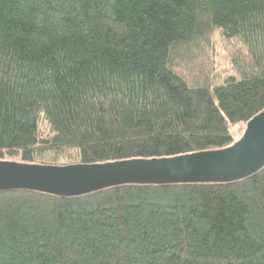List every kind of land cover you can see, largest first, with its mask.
I'll return each mask as SVG.
<instances>
[{
  "label": "trees",
  "instance_id": "1",
  "mask_svg": "<svg viewBox=\"0 0 264 264\" xmlns=\"http://www.w3.org/2000/svg\"><path fill=\"white\" fill-rule=\"evenodd\" d=\"M216 37L234 74L213 85ZM263 110L264 0H0V160L221 149ZM0 264H264V169L74 198L0 192Z\"/></svg>",
  "mask_w": 264,
  "mask_h": 264
},
{
  "label": "water",
  "instance_id": "2",
  "mask_svg": "<svg viewBox=\"0 0 264 264\" xmlns=\"http://www.w3.org/2000/svg\"><path fill=\"white\" fill-rule=\"evenodd\" d=\"M264 169V110L232 145L174 157L42 165L0 160V192L82 197L125 185L230 184Z\"/></svg>",
  "mask_w": 264,
  "mask_h": 264
},
{
  "label": "rangeland",
  "instance_id": "3",
  "mask_svg": "<svg viewBox=\"0 0 264 264\" xmlns=\"http://www.w3.org/2000/svg\"><path fill=\"white\" fill-rule=\"evenodd\" d=\"M214 53H215V64H214V80L212 81L213 85L223 83L224 79L228 76L234 74L233 69L231 68L228 52L231 54L229 44L227 42L221 41L219 37L214 39ZM40 132L44 136H48L50 133V128L44 119H40ZM245 130V125L239 124L232 128V134L235 137L236 141L242 136ZM19 161L18 159H12Z\"/></svg>",
  "mask_w": 264,
  "mask_h": 264
}]
</instances>
